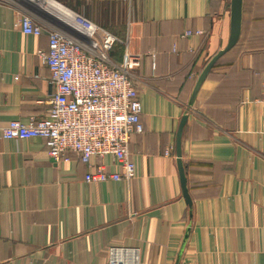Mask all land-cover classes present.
<instances>
[{"label":"crops","instance_id":"crops-1","mask_svg":"<svg viewBox=\"0 0 264 264\" xmlns=\"http://www.w3.org/2000/svg\"><path fill=\"white\" fill-rule=\"evenodd\" d=\"M54 2L140 57L137 176L88 182L74 152L55 162L40 137L0 135V264H107L111 248L127 264H264V0ZM51 12L0 2V125L47 114L51 76L37 50ZM27 13L41 35L17 24Z\"/></svg>","mask_w":264,"mask_h":264},{"label":"built area","instance_id":"built-area-1","mask_svg":"<svg viewBox=\"0 0 264 264\" xmlns=\"http://www.w3.org/2000/svg\"><path fill=\"white\" fill-rule=\"evenodd\" d=\"M39 1L50 12L52 0ZM64 9L48 29V48L37 50L51 76L53 93L47 114L27 121L11 119L0 125V135L9 140L40 137L55 162L66 158L68 151L74 152L88 168V182H129L137 176L131 140L144 131L143 105L132 75L141 64L140 57L130 51L128 39L119 38L80 12ZM17 24L27 35L39 36L45 28L28 13L22 14ZM186 32L204 34L201 29ZM116 43L124 46L122 61L111 57ZM171 148L166 149V155H171ZM106 156H112L118 170L108 168L102 161ZM117 250L111 248L107 264H127L115 260Z\"/></svg>","mask_w":264,"mask_h":264},{"label":"trees","instance_id":"trees-1","mask_svg":"<svg viewBox=\"0 0 264 264\" xmlns=\"http://www.w3.org/2000/svg\"><path fill=\"white\" fill-rule=\"evenodd\" d=\"M111 51V57L114 60L119 61V58L123 56V47L121 44L116 43ZM121 61V60H120Z\"/></svg>","mask_w":264,"mask_h":264},{"label":"bare ground","instance_id":"bare-ground-1","mask_svg":"<svg viewBox=\"0 0 264 264\" xmlns=\"http://www.w3.org/2000/svg\"><path fill=\"white\" fill-rule=\"evenodd\" d=\"M50 3H51V4L49 5V10L52 11L54 15H56V16H60L61 13H60V14H59V13H58V14L55 13V2H54V1H50ZM64 10H65V9L62 10V13H63Z\"/></svg>","mask_w":264,"mask_h":264}]
</instances>
